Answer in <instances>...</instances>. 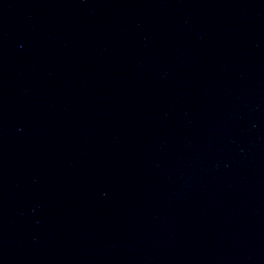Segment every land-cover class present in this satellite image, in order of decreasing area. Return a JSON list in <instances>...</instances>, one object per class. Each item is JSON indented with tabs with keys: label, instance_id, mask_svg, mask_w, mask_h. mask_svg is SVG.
Here are the masks:
<instances>
[{
	"label": "water",
	"instance_id": "water-1",
	"mask_svg": "<svg viewBox=\"0 0 264 264\" xmlns=\"http://www.w3.org/2000/svg\"><path fill=\"white\" fill-rule=\"evenodd\" d=\"M30 264H264V0H220Z\"/></svg>",
	"mask_w": 264,
	"mask_h": 264
}]
</instances>
